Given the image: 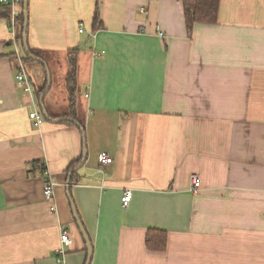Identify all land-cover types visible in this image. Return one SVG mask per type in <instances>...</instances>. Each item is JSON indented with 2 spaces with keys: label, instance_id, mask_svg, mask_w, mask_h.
<instances>
[{
  "label": "crops",
  "instance_id": "crops-1",
  "mask_svg": "<svg viewBox=\"0 0 264 264\" xmlns=\"http://www.w3.org/2000/svg\"><path fill=\"white\" fill-rule=\"evenodd\" d=\"M96 7L29 0V46L52 75V120L42 127L15 79L22 39L0 17V264H86L68 194L93 245L91 264H264V0H222L218 22L191 34L183 0H99L103 26L93 31ZM70 49L79 51L74 119L84 131L55 118L70 112ZM42 67L30 74L37 90ZM102 152L113 163L101 166ZM36 162L57 181V213ZM60 224L73 239L64 263ZM149 228L167 231L164 251L147 248Z\"/></svg>",
  "mask_w": 264,
  "mask_h": 264
},
{
  "label": "built area",
  "instance_id": "built-area-1",
  "mask_svg": "<svg viewBox=\"0 0 264 264\" xmlns=\"http://www.w3.org/2000/svg\"><path fill=\"white\" fill-rule=\"evenodd\" d=\"M0 5L9 7L11 13L8 18V24L9 28L12 31L14 38L18 34H16L18 30V23L20 18L23 16L24 13V0H0ZM146 8L141 7L140 12L146 13ZM85 24L83 22L80 23V29L79 31L81 33L85 32ZM156 30L159 33L160 36H163V32L160 30V27L157 25ZM91 35L95 37L94 33L92 32ZM25 55H22L19 50L16 53V58L18 61V68L17 73L15 75L16 83L18 87L22 89V91L30 97V111H29V117L34 122V125L36 127H42L45 121L44 114L41 109V104L39 100V96L37 94V87L29 74L26 62L24 59ZM88 94H86V97ZM99 163L101 166H107L113 163L114 159L113 157L107 153L102 152L99 155ZM45 163V168L43 172V192H44V198L45 201L49 205V210L51 213H57L58 207L56 204V197H55V188L57 185L56 179L52 176V174L49 172L48 166ZM190 191L192 193H198L201 188V178L197 174H192L190 177ZM132 190L128 189L125 191V195L122 198V204L125 208H127L131 202L132 199ZM73 245V239L72 236L65 224H60V246L56 249V255L59 262L64 263L66 261L67 254L69 252V249Z\"/></svg>",
  "mask_w": 264,
  "mask_h": 264
},
{
  "label": "trees",
  "instance_id": "trees-1",
  "mask_svg": "<svg viewBox=\"0 0 264 264\" xmlns=\"http://www.w3.org/2000/svg\"><path fill=\"white\" fill-rule=\"evenodd\" d=\"M222 0H183L185 9V20L189 34L192 33L196 24H215L218 22L220 5ZM97 7L93 18L92 30L95 31L103 26V22L99 14V0H96ZM10 10L7 6L0 5V17L8 18ZM22 23V29L18 39L23 40L24 33V16L20 18ZM78 49H70L68 51V63L69 71L66 76V84L68 86L70 94V112L64 116H58L55 118L72 117L76 118V90H77V63H78ZM25 62H38L37 59H43V52L30 47V52L25 53ZM48 86V78H45L44 84L37 90L39 98L46 91ZM46 119V118H45ZM71 123L70 121H67ZM80 128L84 131V125L81 124ZM84 134V133H83ZM81 160L75 161L68 168V171L74 170L80 164ZM45 163L36 162L34 167H38L44 172ZM77 172H74L73 179ZM72 179V180H73ZM76 223V222H75ZM77 225V224H76ZM82 236V235H81ZM83 237V236H82ZM168 243V233L163 229L149 228L146 236V246L152 251H164Z\"/></svg>",
  "mask_w": 264,
  "mask_h": 264
},
{
  "label": "water",
  "instance_id": "water-1",
  "mask_svg": "<svg viewBox=\"0 0 264 264\" xmlns=\"http://www.w3.org/2000/svg\"><path fill=\"white\" fill-rule=\"evenodd\" d=\"M24 33H23V40H22V45H23V49L25 51V53H29L30 52V46H29V40H28V27H29V0H24ZM37 61L46 69V73H47V78H48V86L46 88V91L41 95L40 97V103H41V109L43 111L44 117L46 118V120H52V117L49 115L46 107H45V97L46 94L49 92L51 86H52V75L51 72L49 70L48 64L45 60L43 59H37ZM60 120L62 121H70L74 124H76L78 127L80 126V123L72 118V117H63L60 118ZM86 159H87V148H86V144H84V156H83V160L80 164V167L84 166L86 163ZM79 167H76L72 173L74 174V172H76L78 170ZM68 186L71 185V183L67 184ZM68 197L70 198L71 201V207H72V213H73V217L74 220L77 224V227L81 233V235L83 236V239L86 243V248H87V252H88V257H87V261L86 264H91L92 260H93V255H94V249H93V245L90 239V236L79 216L77 207L73 201V199H71L70 194H68Z\"/></svg>",
  "mask_w": 264,
  "mask_h": 264
},
{
  "label": "rangeland",
  "instance_id": "rangeland-1",
  "mask_svg": "<svg viewBox=\"0 0 264 264\" xmlns=\"http://www.w3.org/2000/svg\"><path fill=\"white\" fill-rule=\"evenodd\" d=\"M25 53V52H24ZM39 63V62H38ZM38 63H34V62H29V63H26V67H27V70H28V72H29V74H31L32 75V77L34 78L35 77V71H34V66H40V64H38ZM43 68V67H42ZM56 75H54V78H53V80H54V84H55V82H56ZM77 92L79 93V92H81V89L79 88L78 90H77Z\"/></svg>",
  "mask_w": 264,
  "mask_h": 264
}]
</instances>
